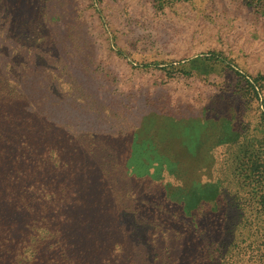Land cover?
Returning <instances> with one entry per match:
<instances>
[{
	"label": "trees",
	"instance_id": "trees-1",
	"mask_svg": "<svg viewBox=\"0 0 264 264\" xmlns=\"http://www.w3.org/2000/svg\"><path fill=\"white\" fill-rule=\"evenodd\" d=\"M77 7L0 0V264H264V145L230 148L224 175L210 160L204 182L198 163L182 172L195 124L147 105L103 112L83 84ZM225 200L253 204L237 243Z\"/></svg>",
	"mask_w": 264,
	"mask_h": 264
},
{
	"label": "rangeland",
	"instance_id": "rangeland-1",
	"mask_svg": "<svg viewBox=\"0 0 264 264\" xmlns=\"http://www.w3.org/2000/svg\"><path fill=\"white\" fill-rule=\"evenodd\" d=\"M75 1L84 52L92 57L83 84L100 96L103 112L147 105L194 123L198 149L183 158L181 169L200 164L203 182L210 160L217 161L211 173L224 175L219 166L231 149L258 154L264 145V0ZM159 146L170 153L180 148L168 139ZM226 203L221 213L238 219L227 226L224 242L237 243L252 227L247 213L253 204Z\"/></svg>",
	"mask_w": 264,
	"mask_h": 264
}]
</instances>
